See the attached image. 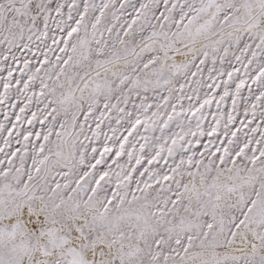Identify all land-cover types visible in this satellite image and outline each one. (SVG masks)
<instances>
[{
  "label": "snow or ice",
  "instance_id": "6c2138e0",
  "mask_svg": "<svg viewBox=\"0 0 264 264\" xmlns=\"http://www.w3.org/2000/svg\"><path fill=\"white\" fill-rule=\"evenodd\" d=\"M0 264H264V0H0Z\"/></svg>",
  "mask_w": 264,
  "mask_h": 264
}]
</instances>
